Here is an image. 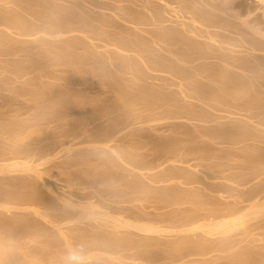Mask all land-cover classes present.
<instances>
[{"label": "rangeland", "instance_id": "1", "mask_svg": "<svg viewBox=\"0 0 264 264\" xmlns=\"http://www.w3.org/2000/svg\"><path fill=\"white\" fill-rule=\"evenodd\" d=\"M162 1L0 0V157L10 155L11 163L25 157L29 159L25 161H32L43 157L47 150L61 149L70 139L72 143L68 145H73L70 153L68 149L67 155L65 151L59 152V157L56 155L47 167L43 166V170L49 169V174L56 176L54 182H61L58 188L64 190L66 186L67 193L61 196L68 194L72 202L67 203L71 205L56 200L32 173L11 172L13 178L22 176L20 181L24 179L33 190L25 186V181H21V186L16 177L0 173V194L5 192L0 196V201L5 202L0 205L11 204L12 198L16 202L7 205L9 211L7 207L0 208V240L13 246L28 263L264 264V213L223 235L180 231L190 223L217 220L221 213L223 217L228 211L236 212L254 194L260 193L264 199V174L257 173L264 172V0H164L168 4ZM171 6L181 8L185 18L179 17L177 21L169 11ZM191 10H195L194 14L189 13ZM197 13H201L198 21ZM191 15H197L194 24L188 19ZM164 32L171 34L162 36ZM219 128L224 130L223 134ZM105 130L115 133L111 143L100 147L93 144L92 138L98 136L113 138L112 134L105 137ZM60 144L61 147L57 146ZM120 155L123 158L117 157ZM125 155L133 167L126 162ZM7 160L4 163L10 162ZM175 172L182 177L177 173L175 176ZM165 174L172 178L171 182ZM136 183L142 187H136ZM178 185L179 192L175 188ZM37 187L40 198L51 197L52 204L34 198L38 196ZM148 189L150 192H146ZM169 189L173 194L166 192ZM85 200L99 202L100 210L106 206L107 210L104 207L101 211L114 217L122 216L131 222L134 219L133 224L147 222L166 228V234L146 233L147 238L138 230L122 231L109 221L101 220L102 223V218L95 222L73 219L75 222L70 225L68 217L76 218L80 211L77 208L81 203L87 204ZM26 201H30L29 205L23 206ZM39 203L40 206L36 205ZM51 206L56 213L51 212ZM232 207L239 209L233 211ZM40 210L45 214H40ZM53 214H62L63 218ZM173 219L175 223L169 221ZM100 222L102 228L98 226ZM167 227H171V232ZM172 227L179 228V232ZM71 232H75L74 236ZM127 233L134 238H127ZM102 235L112 236L108 237L109 243L103 242L110 246V251L108 246L102 247L98 239ZM121 237L127 238L123 243L131 247L121 250L123 244L113 245L118 242L114 239ZM111 239L117 242L109 245ZM146 241L151 244L146 246ZM98 242V248L93 250V243ZM78 248L86 253L78 250L83 255L77 256Z\"/></svg>", "mask_w": 264, "mask_h": 264}, {"label": "bare ground", "instance_id": "2", "mask_svg": "<svg viewBox=\"0 0 264 264\" xmlns=\"http://www.w3.org/2000/svg\"><path fill=\"white\" fill-rule=\"evenodd\" d=\"M160 1H162V0H160ZM163 1H164V0H163ZM163 1H162V2H163ZM164 2L167 3L168 1H167V2L164 1ZM167 4H168V3H167ZM167 4H166V7H167ZM169 5H170V4H169ZM172 5H173V4H172ZM178 6H180V5H178ZM190 8H192V7H190ZM190 8H189V9H190ZM168 9H169V8H168ZM180 9H181V8H180ZM180 9H179V7H178V8H175V7H172V6H171V10H169V11H171V13L173 12V14L175 15L176 18H178L177 21L179 20V17H180V18L182 17V19L185 18L183 15H181V14H182L181 12H183V11H181L182 9H181V10H180ZM184 9H185V8H184ZM187 10H188V9H186V11H187ZM194 11H195V10H194ZM194 11H193V12H194ZM193 12H192V10H191V12H189V13L194 14ZM196 12H198V11H196ZM195 14H196V13H195ZM200 14H201V13H197V15H198V18H196L197 21H198L199 19H201V18H199V16H201ZM174 15H173V16H174ZM197 15H195V16L197 17ZM195 16L191 15L190 18H188L189 20L192 21L193 24L196 23ZM188 17H189V16H188ZM205 17H206V16H205ZM186 18H187V17H186ZM208 19L210 20L211 18H208ZM208 19H207V20H208ZM203 20H205V19L203 18ZM179 21H180V20H179ZM181 21H182V20H181ZM183 21H184V20H183ZM183 21H182V22H183ZM186 21H187V20H186ZM186 21H185V23H186ZM210 21H212V20H210ZM48 22H49V21H48ZM50 23H51V22H50ZM50 23H48L47 26L49 25V27H50ZM54 23H55V22H54ZM199 23H200V22H199ZM52 24H53V23H52ZM52 24H51V25H52ZM60 24H62V23H60ZM183 24H184V23H183ZM54 25H55V24H54ZM59 26H60V25H59ZM65 27H66V26H65ZM67 28H68V27H67ZM48 29H51V27L48 28ZM61 30H63V31L65 32L64 29H61ZM67 30H68V29H67ZM48 31H49V30H48ZM50 31H51V30H50ZM50 31H49V32H50ZM53 31H54V30H53ZM56 31H57V30H56ZM56 31H55V32H56ZM69 31H70V30H69ZM169 33H170V32H164V35L162 34V36H165V34L168 35ZM57 34H58V33H57ZM170 34H171V33H170ZM167 35H166V36H167ZM54 36H55V35H54ZM57 36H59V34H58ZM57 36H56V37H57ZM61 36H62V35H61ZM63 36H65V35H63ZM168 36H169V35H168ZM208 36H209V35H208ZM210 38H211V37H210ZM211 39H212V38H211ZM214 40H215V39L213 38V41H214ZM215 41H216V40H215ZM211 42H212V41H211ZM216 42L218 43V41H216ZM216 42H215V43H216ZM213 43H214V42H213ZM215 43H214V44H215ZM219 43H220V42H219ZM221 43H222V42H221ZM196 50H197V49H196ZM144 63H145V62H144ZM154 63H155V62H154ZM155 65H156V67L159 68V69H161L160 67H162V66L159 67V66L157 65V63H155ZM159 65H161L160 62H159ZM203 71H204V70H203ZM219 73H220V72H219ZM179 84H180V83H179ZM180 88H181V87L179 86V89H180ZM182 90H183V89H182ZM182 90H181V91H182ZM202 91H203V90H202ZM182 92H183V91H182ZM201 93H203V92H201ZM213 93H214V92H213ZM210 94H211V93H210ZM210 94H209V95H210ZM212 95L214 96V94H212ZM216 95H218V94H216ZM206 96H207V95H206ZM218 96H219V95H218ZM204 98H205V95H204ZM212 98H213V97H212ZM214 99H217V98H214ZM220 100H221V98H220ZM224 129H225V128H224ZM108 130H110V131L112 132L111 129H108ZM218 130H221V131H222L223 129H220V128H219ZM218 130H217V131H218ZM233 130H234V129H233ZM110 131H106V130H105V132H103V133L106 134L105 137H106L108 134L111 136L112 133L110 134V133H109ZM221 131H218V132H221ZM225 131H226V129H225ZM227 131H228V130H227ZM80 132H81V131H80ZM107 132H108V133H107ZM229 132H232V131H228V133H229ZM223 133H224V130L222 131V134H223ZM81 134H82V133H81ZM83 134H85V132H84ZM114 134H115V133H114ZM114 134H112L113 138H110V139L107 138L108 140H107V139H103V136H104L103 134H102L103 136L101 135L102 138H100V139L98 138L99 136H98V137H95L94 139L92 138V140H95V141H93V142H94L93 144L97 143V144H95V145H98V144H99V147H100V145L103 146V145H105V144H108V143H106V142H108V141H109V143H111L110 140H111V139H114V136H115ZM92 135H93V134H92ZM96 135H97V134H96ZM96 135H93V136H96ZM98 135H99V134H98ZM61 136H62V135H61ZM65 136H67V135H65ZM65 136H64V137H65ZM81 136H82V135H81ZM81 136H80L79 139H81ZM90 136H91V135H90ZM101 136H100V137H101ZM67 137H68V136H67ZM69 137H70V135H69ZM105 137H104V138H105ZM60 138H61V137H60ZM83 138H84V137H83ZM86 138H88V137L86 136ZM86 138H85V139H86ZM89 138H91V137H89ZM97 138H98L99 140H96ZM75 139H76V138H75ZM75 139H74V140H75ZM65 140H66V139H65ZM70 140H71V139H70ZM70 140H68L69 143H68V141H67L68 144L72 143V142H70ZM76 140H77V139H76ZM88 140H89V139H88ZM81 141H82V140H81ZM83 141H84V140H83ZM86 141H87V140H86ZM111 141H112V140H111ZM74 142H75V141H74ZM79 142H80V141H79ZM89 142H90V141H89ZM64 143H66V142H64ZM75 143H76V142H75ZM84 143H85V142H84ZM84 143H83V144H84ZM91 143H92V141H91ZM68 144H63V145H64V146L62 145L63 147H61V144H60V145H57V146H60V147H61V149H59V150L54 149L53 147H52L53 149H50V148H49L50 150H47V152L44 154L43 157L38 158V160L33 159L32 161H25V159H28V158L25 157L24 160H20V159H19V160H20V161H19V160L15 159V161H16V160H17V161L11 163L12 161L9 159V158H10V155L7 153V154L9 155V158H8V157H6V158H4V157L1 158V157H0V159H2V160L6 159V160H7V158H8L7 161L10 160V162H8V163H4V161H6V160H4L3 162H2V161L0 162V163H1V164H0V173H2V174H3V173H4V174H8V173H9V174H8L9 176H10L11 172H13V171L17 172L18 175L20 174V172L18 173V171L23 172V174H24V172H29L30 174L32 173L33 176L35 175L34 177L36 178V180L38 179V180L40 181L41 185L44 186V188H45L44 190L48 191L52 196H54V197L56 198V200L58 199V200H60V202L62 201L63 203H65V204H67V205H71L70 203L72 202V200H70V199L68 200V198H67V197H68V194H67V195L65 194L66 196H63V197L61 196L62 193H67L68 190L66 191V189H65L66 186L64 187V190H62L61 187H59L60 190H62V192L60 191V193H59V190H58V189H59V188H58L59 185L57 186V184H58V183H61V182H57V183L54 182V181L56 180V178H54V177H56V176H54V175H53L54 177L51 176V174H49V173H51V171H50L49 169L46 168L47 171L43 170V169H44L43 166L46 164L45 167H47L48 164H50V160L52 161V160L54 159V157H55L59 152H61V153H59V154H62L66 149H68V152H69V149L72 148L73 145L70 146L71 144H70V145H68ZM76 144H78V142H77ZM83 144H82V145H83ZM85 144H86V143H85ZM85 144H84V145H85ZM102 144H103V145H102ZM74 145H75V144H74ZM80 145H81V144H80ZM82 145H81V146H82ZM89 145L93 146L92 144H89ZM76 146H77V145H76ZM78 146H79V145H78ZM105 146H106V145H105ZM60 147H59V148H60ZM74 147H75V146H74ZM82 147H83V146H82ZM82 147H80V148L82 149ZM84 147H85V146H84ZM87 147H88V145H87ZM87 147H85V148H87ZM96 147H97V146H96ZM111 147H112V146L110 145V148H111ZM57 148H58V147H57ZM93 148H94V147H93ZM112 148H113V147H112ZM78 149H79V148H78ZM94 149H95V148H94ZM96 149H98V148H96ZM102 149L104 150L105 148L102 147ZM102 149H101V150H102ZM108 149H109V148H108ZM113 149H114V148H113ZM113 149H112V150H113ZM36 150H37V149H36ZM70 150H71V149H70ZM89 150H90V149H89ZM0 151H1V150H0ZM3 151H4V150H3ZM7 151H8V150H7ZM11 151H12V150H11ZM18 151H19V150H18ZM33 151L35 152V150H33ZM38 151H40V150H38ZM38 151H36V152H38ZM77 151H78V150H77ZM84 151H85V150H84ZM96 151H97V150H96ZM113 151H114V150H113ZM19 152H20V151H19ZM28 152H29V151H28ZM40 152H41V151H40ZM74 152H76V151H74ZM74 152H73V153H74ZM93 152H95V151H93ZM0 153H1V152H0ZM4 153L6 154V152H4ZM13 153H14V152H13ZM20 153H21V154L23 153L24 155H25V154L28 155L27 152H25V153H24V152H20ZM31 153H32V152H31ZM65 153H66V155H67V151H65ZM69 153H70V152H69ZM71 153H72V152H71ZM81 153H82V152H81ZM114 153H116V152H114ZM1 154H2V153H1ZM16 154H17V153H15V155H16ZM23 154H22V155H23ZM29 154H30V153H29ZM33 154H34V153H33ZM117 154H118V153H117ZM117 154H116V155H117ZM3 155H4V154H3ZM17 155H19V154H17ZM22 155H21V156H22ZM26 155H25V156H26ZM38 155H40V154H38ZM42 155H43V154H42ZM42 155H41V156H42ZM0 156H1V155H0ZM33 156H34V155H33ZM36 156H37V154H36ZM57 156H58V155H57ZM61 156H62V155H61ZM14 157H15V156H14ZM14 157H13V159H14ZM30 157H32V156H30ZM30 157H29V158H30ZM38 157H39V156H38ZM58 157H59V156H58ZM117 157H119V158H120V157L123 158L122 155L117 156ZM125 157H126V159H125V158H124V159L127 160L126 162H128V160H129V158L127 159L128 156L125 155ZM20 158H21V157H20ZM32 158H33V157H32ZM68 158H69V157H68ZM13 159H12V160H13ZM21 159H23V158H21ZM28 160H29V159H28ZM56 160H57V158H56ZM120 160H121V159H120ZM125 160H124V162H125ZM121 161H123V160H121ZM47 162H49V163L47 164ZM173 162H174V161H173ZM2 163H4V164H2ZM53 163H54V162H53ZM61 163H63V162L61 161ZM128 163L131 164L130 161H129ZM65 164H66V163H65ZM55 165H56V161H55ZM55 165H54V166H55ZM127 165H128V164H127ZM129 166H132V167H133L132 164L129 165ZM49 167H51V166H49ZM52 167H53V166H52ZM61 168H62V167H61ZM125 168H126V167H125ZM149 168L151 169L152 167H149ZM54 169H55V168H54ZM57 169H58V167H57ZM138 169H140V168H138ZM145 169H146V168H145ZM17 170H18V171H17ZM48 170H49L50 172H49ZM126 170H127V169H126ZM134 170H135V169H134ZM60 171H61V170H60ZM127 171H129V169H128ZM130 171H131V170H130ZM140 171H141V169H140ZM197 171H198V170H197ZM6 172H7V173H6ZM54 172H55V171H54ZM63 172H64V171H63ZM128 173H129V172H128ZM133 173H134V172H133ZM144 173H145V172H144ZM170 173H172V172H170ZM176 173H177V172H175V174H174V173H173V174L176 176ZM257 173H259V174H264V172H262V173L257 172ZM23 174H21V175H23ZM56 174H57V173H56ZM63 174H64V173H63ZM63 174H61V176H62ZM149 174H150V172H149ZM167 174H169V173H167ZM173 174H172V175H173ZM177 174H178V173H177ZM18 175H17V176H18ZM21 175H20V176H21ZM27 175H28V174H27ZM27 175H26V177H27ZM147 175H148V174H147ZM165 175H166V174H165ZM178 175H181V174H178ZM9 176H6V177L4 176V178H8ZM12 176H13V175L11 174L10 177H12ZM17 176H14V178L16 177L15 179H17ZM57 176H58V174H57ZM168 176L170 177L171 175L169 174ZM175 176H174V177H175ZM256 176H257V175H256ZM21 177H22V176H21ZM21 177H20V178H21ZM24 177H25V176H24ZM24 177H23V178H24ZM28 177H29V176H28ZM59 177H60V176H59ZM171 177H173V176H171ZM180 177H182V175L179 176V178H180ZM183 177H184V176H183ZM0 178H1V177H0ZM14 178L12 177V179H14ZM20 178L18 177L19 181H20ZM30 178H31V177H30ZM165 178H167V175H166ZM205 178H206V177H205ZM259 178H260V177H259ZM8 179H9V178H8ZM18 179H17V181H18ZM53 179H55V180L53 181ZM144 179H145V178H144ZM160 179H161V178H160ZM167 179H168V178H167ZM171 179H172V178H169L168 180L170 181ZM2 180H3V179H2ZM9 180H10V179H9ZM9 180L7 181V183H8L7 185H8V186H9ZM27 180L29 181L30 179H27ZM134 180H135V179H133V181H134ZM136 180H137V179H136ZM139 180H140V179H139ZM139 180H138V181H139ZM147 180H149V179H147ZM156 180H157V179H156ZM162 180H163V179H162ZM168 180L166 181V183L168 182ZM177 180H178V178H177ZM0 181H1V180H0ZM5 181H6V180H5ZM19 181H18V184L20 185L21 181H25V180L22 179L20 182H19ZM31 181H32V180H31ZM56 181H57V180H56ZM59 181H60V180H59ZM133 181H132V182H133ZM138 181H137V183H138ZM140 181L142 182V180H140ZM154 181H155V180H154ZM171 181H172V180H171ZM171 181H170V182H171ZM173 181H175V180H173ZM25 182H26V181H25ZM25 182H23V183L25 184L26 187H30V188L32 187L31 184H27L28 182H26V183H25ZM126 182H128V180H127ZM145 182H146V181H145ZM151 182H152V179H151ZM158 182H159V181H158ZM185 182H186V181H185ZM185 182H184V184L187 185ZM29 183H31V182H29ZM64 183H65V181H64ZM64 183L62 184L63 186L66 185V184H64ZM128 183H129V182H128ZM137 183H136L137 186L135 185L136 187H138V185H139V184H137ZM154 183H155V182H154ZM156 183H157V182H156ZM163 183H165V182H163ZM168 183H169V182H168ZM168 183H167V184H168ZM235 183H236V182H235ZM3 184H4V183H3ZM10 184H11V185H12V184L14 185V182H10ZM16 184H17V183H16ZM18 184H17V186H18ZM24 184L21 183V186H24ZM26 184H27L28 186H27ZM37 184H38V183H37ZM67 184H68V183H67ZM130 184H131V183H130ZM132 184H134V183H132ZM140 184H141V183H140ZM158 184H159V183H158ZM167 184H166V185H167ZM175 184L177 185V182H176ZM179 184L182 185V183H179ZM261 184H262V183H261ZM0 185H1V183H0ZM29 185H30V186H29ZM68 185H69V184H68ZM68 185H67V187H68ZM128 185H129V184H128ZM141 185H142V184H141ZM188 185H189V184H188ZM14 186H15V185H14ZM34 186L36 187L37 185H34ZM39 186H40V185H39ZM39 186H38V187H39ZM63 186H62V187H63ZM72 186H73V185H72ZM130 186H131V185H130ZM139 186H140V185H139ZM151 186H152V185H151ZM170 186H171V184H170ZM178 186H179V187H175L176 190H177V188H180V185H178ZM6 187H7V186H6ZM38 187H37L36 191H38V190L40 189V188L38 189ZM132 187H133V186H132ZM132 187H131V188H132ZM140 187H142V186H140ZM263 187H264V186H263ZM263 187H262V188H263ZM2 188H3V187H2ZM2 188H1V189H2ZM33 188H34V187H33ZM33 188H31V189L33 190ZM70 188H71V185H70ZM70 188H68V189H70ZM175 188L173 187V189H175ZM183 188H184V187L182 186V189H183ZM189 188H190V187H189ZM1 189H0V191H3V190H1ZM77 189H78V188H77ZM128 189H130V188H128ZM32 190L30 191V193L34 196V193H32ZM42 190H43V189H42ZM140 190H141V189H140ZM144 190H145V189H144ZM149 190H150V189L146 190V192L149 191ZM160 190H161V189H160ZM166 190H167V189H166ZM170 190H171V191H170ZM176 190H174V191H176ZM34 191H35V190H34ZM36 191H35V193H36ZM64 191H65V192H64ZM79 191H80V190H79ZM169 191H170V192H169ZM169 191H166V192H168V193L170 194L173 190H172V189H169ZM177 191L179 192V190H177ZM70 192H71V191H70ZM143 192H144V191H143ZM149 192H150V191H149ZM235 192H236V191H235ZM240 192H241V191H240ZM4 193H5V192L1 193L0 196H1L2 194H4ZM7 193H8V192H7ZM7 193H6V194H7ZM41 193H43V192L41 191ZM41 193H40V195L42 196ZM58 193H59L60 195H59ZM73 193H74V192H73ZM161 193H164V191L161 192ZM174 193H175L174 195L176 196V192H174ZM222 193H223V192H222ZM236 193H237V192H236ZM36 194H37V193H36ZM45 194H46V193H45ZM50 194H48V196H49ZM71 194H72V193H71ZM79 194H80V193H79ZM149 194H150V193H149ZM171 194H173V193H171ZM181 194H182V193H181ZM181 194H180V196H181ZM233 194H234V193H233ZM237 194H238V193H237ZM243 194H244V193H243ZM7 195H8V194H7ZM18 195H20V194H18ZM43 195H44V194H43ZM63 195H64V194H63ZM151 195H152V194H151ZM218 195H219V194H218ZM3 196H4V195H3ZM3 196H2V197H3ZM28 196H29V195H28ZM72 196H73V195H72ZM80 196H81V195H80ZM84 196H85V195H84ZM158 196H159V195H158ZM172 196H173V195H172ZM172 196H171V197L169 196V197L172 198ZM219 196H221V195H219ZM243 196H244V195H243ZM5 197H7V196L5 195ZM10 197H11V195L8 196L7 198H10ZM24 197H26V196H24ZM37 197H39V200H40V201L42 200L43 202H46L45 204H49V202H50L49 199L51 198V197H49V199H46L47 196H46V197L42 196V197H44V198H40V196H39V191H38V196H36V197H34V198L36 199ZM65 197H66V198H65ZM74 197H75V196H74ZM155 197H156V196H155ZM160 197H161V195H160ZM213 197H214V196H213ZM217 197H218V196H217ZM217 197H216V198H217ZM222 197H223V196H222ZM226 197H227V196H225V200H226ZM3 198H4V197H3ZM11 198H12V197H11ZM55 198H54V199H55ZM69 198H70V197H69ZM82 198H83V197H82ZM82 198H81V199H82ZM166 198H168V196H166ZM179 198H180V197H179ZM179 198H177V200H176L177 202H178ZM214 198H215V197H214ZM220 198H221V197H220ZM220 198H219V199H220ZM227 198H228V197H227ZM238 198H240V197L238 196ZM241 198H242V197H241ZM12 199L15 200L14 198H12ZM23 199H24V198H23ZM23 199H22V197H21L22 202L25 201V199H24V200H23ZM52 199H53V198H52ZM66 199H67V200H66ZM71 199H72V198H71ZM75 199H77V198H75ZM78 199H79V198H78ZM78 199H77V200H78ZM81 199H80V200H81ZM85 199H86V198H85ZM91 199H92V197L90 198V200H91ZM174 199H175V198H174ZM174 199H173V200H174ZM221 199H222V198H221ZM221 199H220V200H221ZM4 200L7 201L8 199H4ZM9 200H10V199H9ZM13 200H12V201H11V200L9 201V202H11V204H7L8 207H9V205H15L16 202H13ZM19 200H20V199H19ZM21 200H20V202H21ZM83 200H84V199H83ZM83 200H82V201H83ZM166 200H167V199H166ZM222 200H224V198H223ZM48 201H49V202H48ZM54 201H55V200H54ZM69 201H70V203L68 204L67 202H69ZM78 201H79V200H78ZM78 201H75V202L77 203ZM97 201H98V199H97ZM161 201H162V199H161ZM0 202H3V201H0ZM4 202H5V201H4ZM4 202H3V203H4ZM12 202H13V203H12ZM22 202H21V203H22ZM51 202H52V201H51ZM51 202H50V204L53 203V202H52V203H51ZM62 202H61V203H62ZM84 202H87V204L84 203ZM84 202H83L84 205H83L82 203L79 204V205H80V209L77 208V210H80V211L78 212L79 214H76V215H77L76 218H75V216H74L75 213H74V215H73L74 218H73L72 216H69V217H68L69 220L71 221V222H69V224H70V223L72 224V222H75V221H73V219H75V220H79V221H80V220H86V221H88V220H93V219H94V222H95V219L102 218V219H99V220H100V221H101V220H103V221H104V220L109 221V222H111V223L113 224V226L115 225L116 227H121V228H120L121 230H122V228H126V229H129V230H130V228H132L133 230H138L139 232H138V231H137V232L140 233V234H141V233H145V234H146V233H147V234H148V233H159V232L161 233L162 231H164L165 234H166V230H165L166 228L162 225L163 223L160 224V225H162L161 227H164L165 229H162V228H160L159 226H157L156 224L154 225L153 223L148 225L147 222H146L145 224H141V225L135 224L136 222L133 224L132 222H133L134 219L132 220V222H131V220H129V221H130V222H129V221H127L128 219L126 220V219L123 218L122 216H121L122 218H121V217H117L118 215H117V216L115 215V217H114V216H112V215L110 214V212H108V213H105L106 211H105V212H102L101 210H102L104 207H106V206L103 205L104 207L102 206L103 208L100 210L101 206L98 205L99 202H98V204H96V203L94 204V203H91V202L88 203L87 200H85ZM93 202H96V201L93 200ZM103 202H104V201H103ZM103 202H101V204H103ZM168 202H169V200H168ZM224 202H225V201H224ZM224 202H223V203H224ZM242 202H243V201H242ZM21 203H20V204H21ZM28 203H30V201H28V202L26 201V203H24L23 206H24L25 204H28ZM55 203H56V201H55ZM105 203H106V202H105ZM162 203H163V202H162ZM221 203H222V202H221ZM232 203H233V201H232ZM33 204H34V203H33ZM65 204H63V205H65ZM73 204H75V203H72V205H73ZM77 204H78V203H77ZM226 204H227V203H226ZM229 204H231V203L228 202V207L231 208V207L229 206ZM233 204H236V203H233ZM233 204H232V206H233ZM241 204H242V203H241ZM7 205H6V206H5L4 204H3V205H0V208L2 209V207H7ZM28 205H29V204H28ZM36 205L40 206V203H39V204H36ZM58 205H60L59 201H58ZM63 205H62V206H63ZM81 205H82V206H81ZM224 205H225V204H224ZM1 206H2V207H1ZM21 206H22V204H21ZM21 206H20V207H21ZM31 206H32V205H31ZM48 206H49V205H48ZM55 206H56V205H54V207H55ZM62 206H61V207H62ZM73 206L75 207V205H73ZM222 206H223V205H222ZM239 206H240V205H239ZM8 207H7V210H8ZM28 207H29V206H28ZM54 207L51 206V212H52V210H53L52 208H54ZM74 207H73V208H74ZM77 207H78V205H77ZM109 207H110V205H109ZM228 207H227V208H228ZM11 208H12V206H11ZM31 208H33V207H31ZM55 208H56V207H55ZM62 208H63V207H62ZM64 208L66 209L67 207H64ZM68 208H70V207H68ZM111 208H112V207H111ZM229 208L226 209V210H229ZM233 208H234V207H232V210H233ZM1 209H0V210H1ZM9 209H10V208H9ZM12 209H13V208H12ZM17 209H18V208H17ZM21 209H22V208H21ZM21 209H20V211H21V213H22V210L24 211V209H22V210H21ZM28 209H29V208H28ZM44 209H46V208L43 207V211H44ZM56 209L59 210L58 207H57ZM109 209H110V208H108V210H109ZM235 209H239V208L236 207V208H234V210H235ZM4 210H6V209L4 208ZM31 210H32V209H31ZM38 210H39V209H38ZM41 210H42V209H41ZM41 210H40V214H45V213H41V212H43V211H41ZM77 210H75L76 213H77ZM106 210H107V207H106ZM123 210H124V209H123ZM232 210H231V212H232ZM234 210H233V211H234ZM8 211H9V210H8ZM8 211H3V212L6 213V212H8ZM15 211H16V210H15ZM17 211H18V210H17ZM20 211H19V212H20ZM25 211H26V210H25ZM27 211H28V210H27ZM32 211H33V210H32ZM53 211L55 212V210H53ZM61 211H62V209L60 208L59 212H61ZM69 211H70V210H69ZM103 211H104V210H103ZM109 211H110V210H109ZM113 211H114V209H113ZM121 211H122V210H121ZM124 211H126V210H124ZM124 211H123V212H124ZM36 212H37V211H36ZM36 212H35V214H37ZM38 212H39V211H38ZM56 212H57V211H56ZM56 212H55V213H56ZM62 212H63V211H62ZM72 212H73V211H72ZM117 212H118V211H117ZM229 212H230V211H228V212H227V215H224L223 217L221 216V215H222V213H221V215H220L221 218H220V219L216 218L217 220H211V221H205V220L203 221V220H201V221H203V222H198V221H197L196 223H192V224L190 223L189 226H188V225H187L186 227L184 226V228H182L181 230L178 228V230H180V231L183 232V233L185 232V233H187V234H188V231H200L201 233L207 234V235H209V236H214V235H217V234H218V235H219V234H222V235H223V234H226V232H228L229 230H231V228L234 227V229H235V226L238 227V225L240 226L241 224H243V223L246 222L247 220H249V219H251V218H253V217L257 216V215H260L261 213H264V199H263L262 194H260V193L254 194L253 196L250 197V199L248 200V203H246L245 206H243L240 210H238V211H236V212L234 211V212H232V213H229ZM13 213H15V212H13ZM31 213H32V212H31ZM65 213H67V212H65ZM65 213H64V214H65ZM68 213H69V212H68ZM70 213H71V212H70ZM111 213H112V211H111ZM113 213L116 214V210H115ZM119 213H120V211H119ZM127 213H128V212H127ZM228 213H229V214H228ZM11 214H12V213H11ZM72 214H73V213H72ZM171 214H172V213H171ZM219 214H220V213H219ZM223 214H224V213H223ZM7 215H8V214H7ZM53 215H54L55 217L58 216L57 214H53ZM59 215L62 216V214H59ZM70 215H71V214H70ZM162 215H163V214H162ZM0 216H1V215H0ZM38 216H39V215H38ZM46 216L48 217L49 215H46ZM46 216H45V217H46ZM61 216H58V217H60V218L62 219L63 216H62V217H61ZM66 216H67V215H66ZM66 216H64V218H65ZM126 216H127V215H126ZM126 216H125V217H126ZM160 216H161V215H160ZM167 216L169 217V215H167ZM167 216H166V217H167ZM172 216H173V215H172ZM202 216H203V215H202ZM217 216H219V215H217ZM40 217H42V216H40ZM45 217H43V218H45ZM133 217H134V215H133ZM155 217H156V219H157L158 215L155 216ZM175 217H176V215H175ZM199 217H200V215H199ZM49 218H51V216H50ZM172 218H173V217H172ZM176 218H177V217H176ZM201 218H202V217H201ZM45 219H46V218H45ZM47 219H48V218H47ZM47 219H46L45 221H48ZM55 219H57V218H55ZM71 219H72V220H71ZM129 219H130V218H129ZM139 219H140V218H139ZM141 219H142V218H141ZM174 219H175V218H174ZM174 219H173V220H169V221L172 223V221L174 222ZM7 220H8V218H7ZM9 220H10V219H9ZM49 220H50V219H49ZM53 220H54V219H53ZM59 220H60V219H58V221H59ZM63 220H64V219H63ZM99 220H98V221H99ZM145 220H147V219H145ZM175 220H176V219H175ZM208 220H209V219H208ZM12 221H13V220H11V221H9V222L11 223ZM14 221H15V220H14ZM54 221H55V220H54ZM64 221H65V220H64ZM86 221H85V222H86ZM134 221H135V220H134ZM151 221H153V220H151ZM151 221H150V222H151ZM154 221H155V220H154ZM167 221H168V220H167ZM182 221H183V219H182ZM182 221H181V223H182ZM186 221H187V220H186ZM199 221H200V220H199ZM85 222H83V223H85ZM101 222H102V221H101ZM101 222H100V225H98L99 227H101V226L103 227V224H102L103 222H102V223H101ZM138 222H140V220H139ZM160 222H162V221L160 220ZM160 222H159V223H160ZM177 222H178V221H176V223H177ZM183 222H185V221H183ZM189 222H190V220H189ZM194 222H195V219H194ZM51 223H52V222H51ZM51 223H50V224H51ZM76 223H77V222H76ZM76 223H75V224H76ZM78 223H79V222H78ZM88 223H89V222H88ZM104 223H105V222H104ZM140 223H141V222H140ZM155 223H157V221H155ZM165 223H166V221H165ZM174 223H175V222H174ZM174 223H173V224H174ZM179 223H180V220H179ZM186 223H187V222H186ZM4 224H5V223H4ZM60 224H61V223H60ZM63 224H64V223H62V225H63ZM65 224H67V222H66ZM71 224H70V225H71ZM81 224H82V222H81ZM85 224H87V222H86ZM91 224H93V222H92ZM91 224H90V226H92ZM157 224H158V223H157ZM167 224H168V223H167ZM169 224H170V223H169ZM182 224H183V223H182ZM87 225H89V224H87ZM87 225H86V226H87ZM94 225H97V223H94ZM107 225H108V224H107ZM164 225H165V224H164ZM171 225H172V224H171ZM51 226H52V225H51ZM63 226H64V225H63ZM65 226H67V225H65ZM82 226H83V225H82ZM90 226H89V227H90ZM115 226H114V227H115ZM166 226H167V225H166ZM169 226H170V225H169ZM48 227H49V226H48ZM57 227H58V226H57ZM59 227H60V226H59ZM67 227H68V226H67ZM74 227H75V226H74ZM74 227H73V228H74ZM102 227H101V228H102ZM175 227H176V226H175ZM175 227H172V229H175ZM177 227H178V226H177ZM180 227H181V226H180ZM55 228H56V227H55ZM77 228H78V227H77ZM91 228H92V227H91ZM108 228H109V226H108ZM134 228H135V229H134ZM167 228H169V232H171V231H170V228H171V227H167ZM50 229H51V228H50ZM57 229H58V228H57ZM57 229H55V230H57ZM79 229H80V228H79ZM172 229H171V230H172ZM44 230H45V229H44ZM74 230H75V229H74ZM123 230H124V229H123ZM123 230H122V231H123ZM175 230H176V229H175ZM178 230H176V231H178ZM235 230H236V229H235ZM48 231H49V229L47 230V233H48ZM66 231H67V230H66ZM76 231H77V229H76ZM127 231H128V230H127ZM127 231H126V232H127ZM49 232H50V231H49ZM113 232H114V231H113ZM118 232H120V231H118ZM128 232H129V231H128ZM132 232H134V231H132ZM174 232H175V231H174ZM174 232H173V233H174ZM178 232H179V231H178ZM178 232H177V233H178ZM181 232H180V233H181ZM229 232H230V231H229ZM58 233H60V232H58ZM71 233H72V232H71ZM73 233H75V232H73ZM73 233H72V235H73ZM109 233H110V232H109ZM114 233H115V232H114ZM114 233H113V234H114ZM167 233H168V231H167ZM180 233H179V234H180ZM189 233H190V232H189ZM191 233H192V232H191ZM56 234H57V233H56ZM68 234H69V233H68ZM116 234H117V233H116ZM124 234H125V233H123L122 235H124ZM131 234H132V233H131ZM147 234H146V237H147ZM204 234H203V235H204ZM227 234H228V233H227ZM51 235H52V232L50 233L49 237H51ZM64 235H65V233H64ZM70 235H71V234H70ZM72 235H71V238H72ZM111 235H112V233H111ZM118 235H120V234H118ZM118 235H117V236H118ZM122 235H121V236H122ZM129 235H130V233H129ZM129 235H128V233H127V234H126V237L128 238ZM132 235H133V234H132ZM138 235H139V234H138ZM138 235H137V236H138ZM177 235H178V234H177ZM181 235H182V233H181ZM183 235H184V234H183ZM185 235H186V234H185ZM196 235H197V234H196ZM55 236H56V235H55ZM65 236H66V235H65ZM73 236H74V235H73ZM97 236H99V235H97ZM97 236H96V237H97ZM100 236H101V235H100ZM106 236H108L109 238L112 237V236H109V235H106ZM130 236H131V235H130ZM130 236H129V239L132 238V237L134 238V235L131 236V237H130ZM137 236L135 235V237H137ZM139 236H140V235H139ZM162 236H163V235H162ZM220 236H221V235H220ZM52 237H53V236H52ZM56 237H57V236H56ZM56 237H55V238H56ZM68 237H69V236H68ZM79 237H80V236H79ZM94 237H95V236H94ZM104 237H105V235H104V236L102 235V238H99V237H98V239L101 240V242H100V241H99V242L103 245V246L100 245V246H102V247H104V245H106V244H104V243H109V238H108V237H107V238H106V237L104 238ZM146 237H145V238H146ZM152 237H153V235H152ZM155 237H157V236H155ZM163 237H164V236H163ZM177 237H182V236H177ZM185 237H186V236H185ZM200 237H201V236H200ZM203 237H204V236H203ZM206 237H207V236H206ZM53 238H54V237H53ZM71 238L69 237L70 240H71ZM124 238H125V237H123V238L121 237V238H119V240H118L117 238H116V239L112 238V239H114V240H117L118 242H117V241H113V240L111 239V240H110V243H111V244H109V245H112V243L117 242V243H115V244H113V245H115L116 247H118V246L120 245V243H121V245L123 244V245H122L123 248L121 247V248H122L121 250H123V249L125 250V248H129V247H131V246H127V244L129 245V243H127V244H126V243H123V239H124ZM127 238H126V239H127ZM143 238H144V237H143ZM147 238H148V237H147ZM147 238H146V240H147ZM149 238H150V235H149ZM195 238H196V236H195ZM195 238H194V239H195ZM62 239H63V241H64V237H63ZM69 239H68V240H69ZM79 239H80V238H79ZM81 239H82V238H81ZM98 239H94V240L97 241ZM102 239H105V240H102ZM120 239H121V240H120ZM126 239H124V242L126 241ZM129 239H128V242H129ZM151 239H153V238H150V240H149L150 242H151ZM162 239H163V238H162ZM177 239H178V238H177ZM179 239H180V238H179ZM183 239H184V238H183ZM198 239H199V238H198ZM203 239H204V238H202V240H203ZM72 240H73V239H72ZM82 240H83V239H82ZM85 240H86V239H85ZM106 240H107L108 242H106ZM132 240H133V239H132ZM132 240H131V242L135 241L136 239H134L133 241H132ZM142 240H143L142 242H144V239H142ZM154 240H155V239H154ZM181 240H182V239H181ZM184 240H185V239H184ZM184 240H183V241H184ZM204 240H205V239H204ZM52 241H53V240H52ZM60 241H61V240H60ZM63 241H62V242H63ZM89 241H91V240H89ZM95 241H94V242H95ZM147 241H148V240H147ZM147 241H146V244L148 243ZM158 241H159V239H158ZM187 241H188V240H187ZM209 241H210V240H209ZM57 242H58V241H57ZM82 242H83V241H82ZM99 242L96 243V245H95V243H93V245H94L95 247H93V245L90 244V246L92 245V247H93L92 249H93V250H94V248H98V245L100 244ZM103 242H104V243H103ZM131 242H130V243H131ZM155 242L158 243L157 240H156ZM68 243H69V241H68ZM90 243H91V242H90ZM135 243L137 244V243H139V242H135ZM140 243H141V240H140ZM152 243H153V242H152ZM161 243H162V242H161ZM185 243H186V242H185ZM188 243H189V242H188ZM62 244H63V243H62ZM97 244H98V245H97ZM118 244H119V245H118ZM124 244H126V246H125ZM133 244H134V243H133ZM144 244H145V243H144ZM149 244H151V243H148L146 246H148ZM159 244H160V243H158V245H159ZM69 245H70V244H69ZM71 245H72V244H71ZM71 245H70V246H71ZM142 245H143V244H142ZM184 245H185V244H184ZM188 245H189V244H188ZM192 245H194V244L192 243ZM199 245H201V244L199 243ZM199 245H198V246H199ZM207 245H208V244H207ZM64 246H65V245H64ZM73 246H74V245H73ZM73 246L70 247V248H73ZM78 246H79V245H78ZM96 246H97V247H96ZM106 246H108V245H106ZM115 246H114V247H115ZM124 246H125V247H124ZM139 246H140V245H139ZM150 246H151V245H150ZM196 246H197V245H196ZM12 247H13V246H12ZM12 247H11L9 244H5L4 242H2V241L0 240V264H30V262L28 263V261H26V260H24V258L20 257V256L17 254V252L15 251V249L12 248ZM68 247H69V246H68ZM79 247H82V246H79ZM102 247H101V248H102ZM108 247H109V249H108V248H107V249H108V251H110V246H108ZM119 247H120V246H119ZM183 247H184V246H183ZM185 247H186V246H185ZM194 247H195V245H194ZM194 247H193V249H194ZM200 247H202V245H201ZM82 248H83V247H82ZM90 248H91V247H90ZM111 248H113V247H111ZM132 248H135V246H133ZM140 248H141V247H140ZM143 248H144V247H143ZM186 248H187V247H186ZM190 248H191V247H190ZM204 248H205V247H204ZM105 249H106V248H105ZM107 249H106V250H107ZM117 249H118V248H117ZM117 249H114V250H115V253L118 252ZM138 249H139V248H138ZM188 249H189V248H188ZM195 249H197V250L200 251L199 248H196V247H195ZM75 250L78 252V253L76 254L77 256H79V255H83V253L80 252V251H82L83 249H81V248L79 249V248H78V249H75ZM78 250H80V251H78ZM97 250H98V249H97ZM102 250L104 251L103 248H102ZM134 250H135V249H134ZM147 250H148V249H147ZM197 250H196V252L198 253ZM68 251H69V250H68ZM70 251H71V250H70ZM72 251H73V250H72ZM76 251H74V252H76ZM83 251H84V250H83ZM83 251H82V252H83ZM112 251H113V249H112ZM119 251H120V250H119ZM132 251H133V249H132ZM188 251H189V250H188ZM84 252H85V251H84ZM91 252H93V251H91ZM101 252H102V251H101ZM104 252H105V251H104ZM122 252H123V251H122ZM125 252H129V251H125ZM125 252H124V253H125ZM70 253H71V252H70ZM85 253H86V252H85ZM98 253H99V251H98ZM98 253H97V254H98ZM135 253H136V252H135ZM150 253H151V252H150ZM90 254H91V253H90ZM90 254H89V255H90ZM122 254H123V253H121V255H122ZM87 255H88V254H87ZM92 255L94 256V255H96V254H94V252H93ZM129 255H130V254H129ZM129 255H128V257H129ZM115 256H116V254H115ZM115 256H114V257H115ZM118 256H119V255H118ZM122 256L124 257L125 254L122 255ZM122 256H121V257H122ZM130 256H131V255H130ZM137 256H138V255H137ZM79 257H80V256H79ZM95 257H96V256H95ZM100 257H101V256H100ZM121 257H117V258H119V260H120ZM125 257H127V255H126ZM128 257H127V258H128ZM131 257H132L131 260L135 259V258H133V256H131ZM85 258H86V257H85ZM93 258H94V257H93ZM73 259H75V258H73ZM91 259H92V257H91ZM106 259H108V258L106 257ZM110 259H111V257L109 258V260H110ZM137 259H138V258H137ZM77 260H78V259H77ZM81 260H82V258H81ZM113 260H114V259H113ZM116 260H118V259H116ZM114 261H115V260H114ZM123 261H124V260H123ZM118 262L120 263L121 261H118ZM125 262H126V264H127V262H131V261H125ZM132 262H133V261H132ZM123 263H124V262H123ZM31 264H32V263H31ZM132 264H133V263H132ZM137 264H138V262H137Z\"/></svg>", "mask_w": 264, "mask_h": 264}]
</instances>
